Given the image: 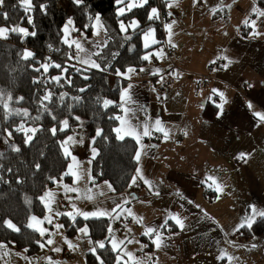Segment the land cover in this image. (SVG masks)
I'll use <instances>...</instances> for the list:
<instances>
[{
	"label": "crops",
	"instance_id": "0c3cea01",
	"mask_svg": "<svg viewBox=\"0 0 264 264\" xmlns=\"http://www.w3.org/2000/svg\"><path fill=\"white\" fill-rule=\"evenodd\" d=\"M253 6L264 10L260 0H200L194 5L196 13L191 19L182 7H165V13L174 16L165 20V25L172 24L171 34L164 25L162 40L157 39L158 43L151 44L146 53H157L160 58L153 55L145 66L135 68L130 79L122 76L127 83L117 101L121 108L118 116L128 119L138 131L145 123L154 125L159 119L168 132L165 137L164 132L153 128L139 144L131 136L125 137L136 142V152L141 151L132 177L140 168L144 179H138L135 185L130 180L119 193L108 190L107 180L93 185L92 138L74 132L77 140H83L71 146L76 162L69 159V164H73L75 175H64L48 187L47 192L55 197L50 204L53 211L46 207L45 216L37 217L42 221L39 227L47 229L45 234L49 235L43 242L45 246L35 254H27L0 242L5 245L0 249V264H88L86 255L94 243L83 235L84 250L79 255L82 240L76 237L78 230L70 235L62 221V217H71L56 213L75 215L97 207L110 211L115 203L122 205L118 209L121 215L116 220L108 218L110 226L123 231L116 240L125 241L117 248L119 260L125 264H136L137 260L142 264H264V232L256 233L253 226L235 230L251 214L252 206L264 210V122L246 106L251 101L255 111L264 112V17L257 19L250 11ZM250 17L256 20L261 35L251 36L252 29L243 24ZM88 39L82 36L81 43L89 52H95ZM169 40L178 53L175 62L179 68L174 72L169 71L171 63L166 57ZM200 79L207 80V85L197 88ZM168 80L170 84L164 87ZM129 84L133 86L129 89L131 100L122 101L121 93ZM221 91L227 101L222 112L218 108L223 103ZM119 126L120 120L116 128ZM4 149L0 147V151ZM241 154L246 159H240ZM84 156L90 157L88 163ZM217 185H223L222 192L216 191ZM89 188H103L104 195L87 199ZM172 215L184 221V230L169 219ZM79 217L83 218L76 219ZM82 226L88 227L89 234L88 224ZM149 227L161 234V248L153 243L156 233L144 234ZM112 238L110 235L111 246ZM49 239L54 241L52 245L47 244ZM65 239L76 248H69ZM55 247L61 251H54ZM222 250L234 259H218ZM125 252H131L132 258Z\"/></svg>",
	"mask_w": 264,
	"mask_h": 264
},
{
	"label": "trees",
	"instance_id": "16d2710c",
	"mask_svg": "<svg viewBox=\"0 0 264 264\" xmlns=\"http://www.w3.org/2000/svg\"><path fill=\"white\" fill-rule=\"evenodd\" d=\"M167 0H149V4L143 7H135L125 12L124 16L117 13L115 0H83V4L76 5L73 0H32V11L25 13L20 5V0H5V6L0 12H7L8 19L0 16V27L11 29L19 25L25 27L29 32H35V36L24 37L21 34H8V38H0V93L12 97L9 101L10 108L27 109L30 117L10 116L5 118L4 109L0 106V142L5 144V149L0 151V218L11 219L21 231L13 232L6 226L0 225V242L10 247L25 251L27 254H35L42 247L44 239L38 231H33L25 225L30 216L44 217L46 214L45 203L38 197L44 196L47 189L54 181L64 177L69 159L65 158L61 142L68 136L74 134L78 128L87 129L95 143L92 146L97 149V155L92 159V175L95 182L107 180L116 189L115 193L124 191L132 178L136 168L135 153L136 142L131 138L123 141L116 139L114 129L118 123L113 119L120 114L121 108L117 103L122 88L127 81L116 74L117 70L125 72L128 67L136 69L145 66L148 61L142 57L150 50L144 48L143 34L149 28L155 29L159 40L163 38V30L158 19L149 21L148 15L151 8L158 6L160 14L164 16L165 2ZM128 0H125V4ZM264 5V0H260ZM41 5H45L41 9ZM122 5V4H121ZM102 18L107 46L100 48L99 56L94 60L107 67V71L90 68L87 72H77L76 68L83 65L73 63L76 49L73 44L69 47L64 43V25L68 18L72 17L74 22L73 35L78 33L87 39L93 32L95 15ZM31 16L33 24L27 23V16ZM89 17H93L89 20ZM123 21L126 25L137 21L139 27L133 30L128 28L127 32L119 30V23ZM131 36V40H126ZM133 51H128L129 47ZM30 50L34 58L22 60L21 53ZM113 53L119 55L113 57ZM60 64L66 71L50 67L45 73L43 69L35 71L42 63ZM62 76L58 84L52 79ZM88 79H84V76ZM71 80V84L67 83ZM86 88L81 93L77 90ZM52 92V103L48 107L57 115V120H52L41 107L40 98L46 92ZM61 93H67L64 105L71 104V111L59 102ZM80 96L82 103L77 104L70 97ZM23 98L22 100L19 98ZM102 97L113 101L107 109L96 103V98ZM18 101V102H16ZM39 116L40 119L33 123L31 118ZM79 116L80 120L74 119ZM68 119L69 128L59 131L58 120ZM25 127H40L39 131L30 144L24 143V134L13 131L20 123ZM57 127L58 131L53 136L48 129ZM103 130L107 139L95 137L96 129ZM13 131L11 140L5 143L7 132ZM20 147V151H13L11 145ZM36 164L40 167L37 169ZM11 169V171H8ZM51 178V179H50ZM17 181H20L19 183ZM26 199L31 203H26ZM68 233L73 235L83 225L88 224V236L95 245L97 241H103L104 249H98L94 255L89 251L86 255L88 264H99L97 256L103 259L104 264H117L119 252L112 250L109 243L110 219L102 217L99 219L77 218L71 223V219L62 217ZM253 228L256 233L264 232V219L257 221ZM166 229L165 231H170ZM248 234V233H247ZM144 237V236H143ZM150 248V247H149ZM120 264H125L120 260Z\"/></svg>",
	"mask_w": 264,
	"mask_h": 264
},
{
	"label": "snow or ice",
	"instance_id": "6c2138e0",
	"mask_svg": "<svg viewBox=\"0 0 264 264\" xmlns=\"http://www.w3.org/2000/svg\"><path fill=\"white\" fill-rule=\"evenodd\" d=\"M73 2L76 5H81L83 4V0H73ZM117 5H121V4H125V0H115ZM149 4V0H133V2L127 3L126 4V8L128 11H131L133 8L135 7H143L145 5ZM20 5L24 8L25 13H30L33 9H32V0H20ZM5 6V0H0V8H3ZM46 6L45 5H41V9H44ZM125 7H119L118 8V14L120 16H124L125 15ZM169 7H171V5L169 4ZM228 7H231V5H228ZM252 13L256 14V18L260 19L262 17H264V10H260L259 8H257L256 6H253V8L250 10ZM0 16H3L4 19H8V13L7 12H0ZM148 20L152 21L155 19H159V13L157 8L152 7L151 8V12L148 15ZM93 17H89V20H92ZM95 23L92 25L93 28H96L98 25L100 27H103V25L100 24V20L101 17L97 14L94 17ZM27 23L29 25L33 24V20L32 17L29 15L27 16ZM173 23H175L173 21ZM243 24L246 27H250L252 29L251 31V36L256 37L258 35H261V33H259L256 30V20L251 19V17L249 19H245L243 21ZM73 26V20L72 19H68L66 24L64 25L63 31L65 33V36L67 37V34L69 33L70 28ZM139 27V24L137 21H132L130 24L126 25L123 21H120L119 23V30L121 32H127L128 28H132L133 30H135L136 28ZM166 29L169 31V33L171 34V29H172V24H167L165 25ZM12 33H16V34H21L24 37H27L29 35L31 36H35L36 33L33 32H29V30L25 27L16 25L13 26L11 29L7 28V27H0V38H4L7 39L8 38V34L9 32ZM155 32V29H151L149 28L148 30L144 31L143 34V38H144V48H149L150 44H149V37L153 36ZM96 35H99V32L97 31L95 33ZM131 36H126L125 39L126 40H131ZM65 44H68L69 47H71L73 44L75 45V55L74 56H70V59H76L77 62L85 67L83 68H76L75 70L77 72H87L90 68H95L101 71H107L108 68L107 67H102L100 63H98L96 60L92 59L93 56H99L100 53L99 52H89L88 50H86L83 46V44L79 41V40H73L71 41V43H69L68 39L65 38L64 40ZM158 43V41H156L154 38L152 39V44H156ZM167 43H169L171 46L175 47L174 44H172V41L169 40L167 41ZM104 46H107V41H104ZM97 47L99 48L100 45L98 44ZM134 45L132 47H129L128 51H133L134 50ZM113 57L119 55V53H113L112 54ZM153 55H156L157 58H160V55L157 53H148L145 54L142 59L144 61H149ZM34 58V53L30 50H24L21 53V59L22 60H30ZM220 59H227V57H221ZM228 63L230 64L231 61L229 60ZM227 64L223 65L224 68H227ZM53 67L56 69H61L62 72L66 71L65 68H63L60 64H52V63H42L40 65L39 68H36L35 71L39 72L41 69H43V71L45 73L48 72L49 68ZM140 71H145V69H140ZM136 69L134 67H128L127 70L125 72H121L119 70H117L116 74L119 76H125L126 78L130 79L131 76L130 74L135 73ZM157 72H159V70L157 69ZM52 79L54 81H56L58 84L60 83V81L63 79L62 76H55L52 77ZM84 79H88V77L85 75ZM68 84H71V80H67ZM133 86L131 84L128 85L127 89H124L121 93V100H125V98H127V100H131V96L129 95V89H131ZM78 92H85L86 88H79L77 90ZM216 89H213V92H215ZM52 96L53 93L48 91L46 92L41 98H40V102H41V107L43 109V111L45 113H47L52 120H57V115H55L53 113V111L48 107V104L45 103V101H47L48 103H52ZM66 97H68L67 93H61L60 96L58 97L59 102L61 105H64L65 99ZM219 97L221 99V101H223V103H220L218 105V108L221 110V112L223 111V107H224V103H227V101L224 98V93L221 91L219 93ZM19 99H23L22 97ZM71 100L75 101L77 104L82 103L83 98L80 96H74V97H70ZM9 101H12V97L10 95L7 96V100L5 99V95L3 93H0V106H2V108L4 109V115L5 118H8L10 116H20V117H30V114L28 113L27 109H18V108H10L9 107ZM102 101V107L103 109H107L110 105L113 104V101L102 98V97H97L96 98V103L97 104H101ZM18 102V101H16ZM66 106L69 111H71V108L73 107V105L68 104V105H64ZM247 108L248 109H253V115L255 117H257L261 122H264V112H258L254 110V105L251 103V101H249L247 103ZM125 112H128V109H124ZM33 120V123H35V121L39 120L40 117L36 116L34 118H31ZM75 120L79 121L80 117L79 116H75L74 117ZM113 119H117L121 121V126L117 127L114 129V132L116 133V139L123 141L125 139L126 136H131L133 139L136 140V142L139 144L141 143V139L142 137H146V136H150L152 134V129L154 128L155 131H161L164 132L165 137L168 136V132L164 130L163 127H161V121L159 119L155 120L154 125H149L148 123H145L142 126V131H138V127L137 126H133L131 124V122L121 116H116L113 117ZM58 124L60 125L59 127V131H64L65 129L69 128V120L68 119H63V120H58ZM83 126V123L81 122V127ZM43 129L40 127H25V124L22 122L20 123L13 131L15 132H22L24 134V143L25 144H30L31 142H33L34 137L36 136V134L39 131H42ZM7 132V137L11 138L13 135V131H8L5 130ZM48 131L55 136L57 134L58 128L57 127H52L50 129H48ZM95 137H100L103 139H107L106 136L103 135V130L100 128L96 129L95 132ZM95 138L92 140V143L94 144ZM5 143H8V139L5 140ZM76 143H83V140H77L75 139L73 136H68L66 140L61 142V147L63 149V153L65 158L67 159H71V161L76 162V157L72 154L71 151V146L73 144ZM13 151L19 152L21 149L19 146L16 145H11ZM143 147V146H142ZM92 154L93 157H95L97 155L96 149L92 148ZM141 159V151H137L135 153V160L137 161V163L140 162ZM240 159H246L245 154H241ZM35 167L37 169H39L40 165L36 164ZM69 171L65 173V175H75V173L72 172V168H73V164H69L68 165ZM8 171H11V169H8ZM51 179V178H50ZM77 179H80V176H77ZM89 179L91 180L92 178L89 176ZM141 179L143 180L144 177L142 175L141 169L137 168L136 169V175L133 176L131 178V184L135 185L137 183V180ZM18 183L20 181H17ZM146 184H149L150 190H151V185L149 183V181L145 180L144 181ZM93 185L95 184V181H92ZM106 187L108 188V190L115 192L116 189L113 187V185L111 183L105 182ZM67 188V186H65ZM68 191H78V189L76 188H69L67 189ZM216 191L218 192H222L223 191V185H217L216 187ZM92 189H87L86 193H85V198L87 199H93L94 197L91 195ZM101 195H104L103 192L100 193ZM156 195H159V193L157 192ZM48 198V200L46 201L45 198ZM79 198V197H77ZM38 199L41 200V202L45 203V207L49 208V211H53L50 207V204L52 202H54V194L51 192H45L44 196L38 197ZM26 203H31L30 200L26 199ZM125 203H127V201H125ZM122 205L120 203H115L114 207L109 211L107 209L104 208H100L97 207L94 211L91 212H79L77 211L75 213V215H73L72 213H56V215H68L71 217V219L75 222L76 220V216H82L85 220L91 219V218H102V217H110L112 220H116L119 219L121 213L118 212V209H121ZM257 217H259L260 219H264V210H260L257 209L255 206H252L251 209V214L247 217H245V219L243 221H241L239 223V225L236 226V231L239 232L241 229H244L245 227L247 228H252L253 224L257 222ZM169 219L174 220L175 224L181 229L184 230L185 229V224L184 221L179 218L178 215H172L169 217ZM45 220H47L48 223H52V220L49 217H45ZM42 223L41 220H39L36 216H30L28 218V222L25 225L27 228L32 229L33 231H38L40 233L41 236L45 235L47 229L43 228V227H39V225ZM0 225L6 226L8 229L12 230L13 232H17L19 233L21 231L20 227H18L15 223L12 222L11 219H3L0 218ZM168 225V220H165L164 222V226L167 227ZM57 228H62L63 225H56ZM78 231L80 233H82L84 235V237H88V227L84 226L78 229ZM108 231L110 234L113 233V229L111 227L108 228ZM153 233H156L155 235V240L153 241V243L155 244L156 248H161L164 245V240L161 236V234L159 232H157L156 229H153L151 227L147 228L146 232L144 233L145 235H151ZM65 242L68 243L69 248H76V245L72 244L70 241H67L65 239ZM128 243H132L131 240L127 241ZM54 243L53 240L49 239L47 240V244L52 245ZM89 243H92L91 239L89 238ZM112 250L116 251L118 248V245H124L125 241L124 240H115L114 236L112 238ZM44 244H41V247H44ZM5 247V245L3 243H0V249H3ZM253 247H255V245H253ZM105 248V244L103 241H97L95 242V245L90 248V251L95 255L97 253L98 249H104ZM54 251L56 252H60L61 249L59 247H55L53 248ZM9 253H5V255H8ZM125 256L132 258L133 254L131 252H125L124 254ZM227 256L228 260L231 261L232 259H234L231 256H228V254L226 253V251H223L218 255V259L223 260L225 257ZM97 259L99 260V264H104L103 259H101L100 256H97ZM117 264H120V260L118 259ZM136 264H142L141 261L137 260Z\"/></svg>",
	"mask_w": 264,
	"mask_h": 264
},
{
	"label": "rangeland",
	"instance_id": "374dc122",
	"mask_svg": "<svg viewBox=\"0 0 264 264\" xmlns=\"http://www.w3.org/2000/svg\"><path fill=\"white\" fill-rule=\"evenodd\" d=\"M130 2H133V0H128V2L127 3H130ZM199 2H200V0H167L166 2H165V7H167L169 4L170 5H173L174 7H179V8H183L182 10L186 13V15L191 19V18H193L194 17V15H195V13H196V10L195 9H193L194 8V5L195 4H199ZM126 3V4H127ZM126 4H122V5H120L119 7H125L126 6ZM118 7V8H119ZM118 8H117V13H118ZM155 8H157V6H155ZM158 9V8H157ZM170 10H174V9H170ZM128 10H127V8L125 7V12H127ZM174 11H176V10H174ZM100 16V15H99ZM68 19H72L73 20V18L72 17H70V18H68ZM67 22V21H66ZM94 23H95V21H94ZM66 24V23H65ZM100 24L101 25H103V27H100L99 25L96 27V28H93V32H92V35H91V37H90V39H88L89 40V42H87V43H89V47H91V45H93L92 47H93V50L95 51V52H98V51H100V48L104 45V41H106V35H105V27H104V24H103V21H102V18H101V20H100ZM73 31H74V22H73V26L70 28V30H69V33L67 34V37L65 36V33H64V39L65 38H67L68 39V41H69V43H71V41H73V40H78V39H76V37L73 35ZM99 32V35H96L95 33L96 32ZM155 39V40H157L158 38H157V36H156V33L154 32V34H153V36H150L149 37V44L151 45L152 44V39ZM86 40V39H85ZM80 42L82 41L81 39L79 40ZM143 43H144V38H143ZM100 45V47L98 48L97 47V45ZM87 45V44H86ZM150 51V50H149ZM70 136H73L74 138H75V136H74V134L73 135H70ZM7 139H8V141L10 140V138H8L7 137ZM76 139V138H75ZM5 146V144L4 143H1L0 142V147H4ZM85 157V161L88 163L89 161H90V157H87V156H84ZM109 183V182H108ZM101 190H103V188H98V189H94L92 192H91V195L92 196H97L98 194H100V192H101ZM67 194V196H69L70 198H72V194H70V193H66ZM82 227H84V226H82ZM114 231H113V233L112 234H110L111 236H114V238H115V240L117 239V237L118 236H120V233L121 232H123V231H118V230H116L115 229V227L113 226V224H111V226H110ZM76 237H80V239L82 240L83 238H81V237H83V234L82 233H80L79 231H78V233L76 234ZM142 245L145 247V243H142ZM119 246V245H118ZM83 250H84V242H83V240H82V242H81V244H80V247H79V252H78V254L79 253H82L83 252ZM88 250V249H87ZM80 255V254H79Z\"/></svg>",
	"mask_w": 264,
	"mask_h": 264
},
{
	"label": "built area",
	"instance_id": "2783aa9c",
	"mask_svg": "<svg viewBox=\"0 0 264 264\" xmlns=\"http://www.w3.org/2000/svg\"><path fill=\"white\" fill-rule=\"evenodd\" d=\"M173 17L174 16L172 14H168V15H165V16L163 14H160L158 20L160 21L162 28L165 25V20L166 19H172ZM76 37H77L76 39L80 40L82 38V34L81 33H78L76 35ZM165 50H166V57L169 60V62L171 63V67H170L169 71L170 72H174L176 69L179 68L178 65L175 62L176 59H177V57H178V53H177V51L171 45H168V44H166ZM73 63H75L76 65H81V64H79L77 62L76 59H74ZM216 65H217V63L214 64V66H216ZM207 77L208 78H211V75H208ZM169 84H170V81L168 80L166 83H164V87L168 86ZM206 85H207V80L200 79L197 82V88H200V87L206 86ZM76 133L79 136H81V137H88V138H90V135H89L87 129H84L83 127L78 128L77 131H76ZM61 202L62 203H67V201H65V200H62ZM48 237H49L48 234L43 235V239L44 240H46ZM262 248L264 250V244L262 245ZM68 255H69V257H72L71 251H69Z\"/></svg>",
	"mask_w": 264,
	"mask_h": 264
},
{
	"label": "water",
	"instance_id": "95a60500",
	"mask_svg": "<svg viewBox=\"0 0 264 264\" xmlns=\"http://www.w3.org/2000/svg\"><path fill=\"white\" fill-rule=\"evenodd\" d=\"M45 200H46V198H45Z\"/></svg>",
	"mask_w": 264,
	"mask_h": 264
}]
</instances>
